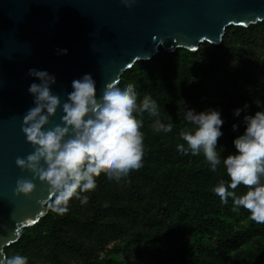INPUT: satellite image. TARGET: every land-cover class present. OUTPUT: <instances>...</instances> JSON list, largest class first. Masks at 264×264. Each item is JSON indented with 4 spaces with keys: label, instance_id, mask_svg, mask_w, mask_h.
<instances>
[{
    "label": "trees",
    "instance_id": "trees-1",
    "mask_svg": "<svg viewBox=\"0 0 264 264\" xmlns=\"http://www.w3.org/2000/svg\"><path fill=\"white\" fill-rule=\"evenodd\" d=\"M124 82L158 102L172 132L154 133L153 118L142 114V167L119 181L102 171L85 204L73 197L63 215L49 209L5 248L7 255H26L28 264H264V224L211 191L218 179L229 180L223 167L213 172L202 153L176 149L183 109L220 110L222 156L235 151L232 140L244 127V112L233 110L245 103L249 113L264 109V20L229 25L220 44L204 41L196 51L160 48L128 68Z\"/></svg>",
    "mask_w": 264,
    "mask_h": 264
},
{
    "label": "water",
    "instance_id": "water-1",
    "mask_svg": "<svg viewBox=\"0 0 264 264\" xmlns=\"http://www.w3.org/2000/svg\"><path fill=\"white\" fill-rule=\"evenodd\" d=\"M262 20L264 0H0V261L5 248L49 212L40 203L46 184L15 163L33 151L22 131L33 106L27 89L37 80L30 68L56 76L51 87L61 101L84 73L95 79L99 95L106 82H120L160 48L196 51L204 41L220 44L229 25ZM61 114L58 109L52 122ZM20 177L33 179L32 193L14 191Z\"/></svg>",
    "mask_w": 264,
    "mask_h": 264
},
{
    "label": "clouds",
    "instance_id": "clouds-1",
    "mask_svg": "<svg viewBox=\"0 0 264 264\" xmlns=\"http://www.w3.org/2000/svg\"><path fill=\"white\" fill-rule=\"evenodd\" d=\"M127 3V0H124ZM66 53L67 49H59ZM28 74L36 77L28 86L33 97L31 106L23 115L22 131L33 151L25 157L17 156L15 163L27 169L33 178L38 177L47 186L48 196L40 201L53 213L63 215L70 200L75 197L85 204L89 197L84 193L95 189L96 178L103 171L109 179L126 176L130 170L143 164L145 134L141 130L147 113L152 117L154 133H170L171 122H162L160 105L150 95L140 97L135 84L118 80L106 82L97 95L96 81L90 73L73 79L72 90L61 101L53 93L56 76L46 69L30 68ZM248 105L233 110L242 117L243 130L234 136L235 151L222 156L217 141L223 135L224 123L217 108L196 111L183 109L184 127L179 129L180 141L176 149L181 154H203L213 172L222 166L228 181L220 178L211 188L222 204L232 200L233 211L246 209L257 224H264V109L254 113L245 111ZM61 111L60 122L52 117ZM237 123L232 124L235 131ZM246 190L237 194L238 185ZM36 185L33 179L20 177L14 191L28 195ZM0 264H28V257L13 253Z\"/></svg>",
    "mask_w": 264,
    "mask_h": 264
},
{
    "label": "snow or ice",
    "instance_id": "snow-or-ice-1",
    "mask_svg": "<svg viewBox=\"0 0 264 264\" xmlns=\"http://www.w3.org/2000/svg\"><path fill=\"white\" fill-rule=\"evenodd\" d=\"M35 221H30V223H34Z\"/></svg>",
    "mask_w": 264,
    "mask_h": 264
}]
</instances>
